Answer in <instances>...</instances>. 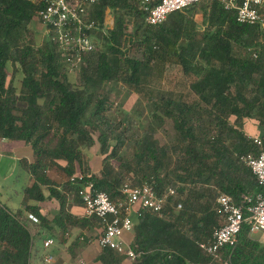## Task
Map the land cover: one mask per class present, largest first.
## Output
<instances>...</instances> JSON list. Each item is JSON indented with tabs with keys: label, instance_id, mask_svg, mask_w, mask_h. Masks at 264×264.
<instances>
[{
	"label": "trees",
	"instance_id": "16d2710c",
	"mask_svg": "<svg viewBox=\"0 0 264 264\" xmlns=\"http://www.w3.org/2000/svg\"><path fill=\"white\" fill-rule=\"evenodd\" d=\"M140 1L98 0L91 7L90 15L97 23L93 34L103 38L104 47L85 54L79 68L80 83L75 85L69 71H64L68 63L50 35L41 46L28 41L44 1L0 0V137L32 144L37 158L26 168L37 183L25 192L44 199L42 186H47L50 196L61 205L55 222L77 223L66 211L64 191L75 192L81 199L82 184L92 182L117 201L127 181L123 170L115 169L108 159H104L99 174L84 168L82 145L89 148L95 144L94 131L100 132L101 153L97 154L110 150L107 130L111 126L104 127L108 109L104 84L121 80L139 85L151 74L156 59L173 54L185 73L199 77L192 85L198 95L193 103L169 97L162 105L163 113L174 118L186 143L177 164L179 172L161 175L167 149L151 136L137 141V177L131 181L151 183L158 193L173 186L178 198H172L173 203L161 213L138 208L133 215L132 247L141 253L139 258L131 261L113 249L102 248L99 260L104 264H123V260L130 261L128 264H153L156 259L158 264H222L199 245L211 239L223 224L217 196L227 193L239 201L243 193H264V186L242 160L247 154H260L254 137L264 140V27L241 23L235 9H227L219 0H208L203 3L211 29L200 41L192 35L187 15L197 5L152 25L146 21ZM107 9L114 14L115 26L106 31ZM134 50L142 57H134ZM204 116L212 128L206 132L201 126L197 131L196 124H204ZM255 118L262 124L258 134L249 135L239 127L240 122ZM53 129L55 143L47 138ZM115 139L109 151L112 157L118 155L121 144L120 135ZM117 162L132 169L120 158ZM55 165L68 174L62 190L47 173ZM177 179L189 185H180ZM179 202L183 204L181 209H177ZM30 208L38 216V224H47L37 207ZM32 244L23 209L12 210L0 202V264H29ZM221 257L227 264H264V244L252 237L245 223L236 244L222 248Z\"/></svg>",
	"mask_w": 264,
	"mask_h": 264
},
{
	"label": "built area",
	"instance_id": "2783aa9c",
	"mask_svg": "<svg viewBox=\"0 0 264 264\" xmlns=\"http://www.w3.org/2000/svg\"><path fill=\"white\" fill-rule=\"evenodd\" d=\"M44 6L37 16L44 24L50 38L56 43L58 53L71 69H79L86 53L98 50L93 32L97 29L96 21L89 10L98 0H43ZM208 0H141L140 7L146 14V21L152 25L164 23L176 11H184L192 5H200ZM227 9L237 11L241 23L264 27V0H219ZM261 147L258 156L247 154L242 160L252 170L258 182L264 186V140L254 137ZM82 178V177H81ZM74 181L75 177H71ZM122 197L113 201L104 190H99L94 183L82 184L79 194L88 217H97L102 225V232L97 241L101 248H110L125 255L131 261L140 257L132 244L127 245L123 235L133 232L135 221L133 214L138 208L161 213L168 203L178 198V191L168 186L158 193L153 184L144 182L134 184L126 181L121 188ZM217 206L223 224L214 230L213 236L199 243L200 247L213 259L221 260V250L225 246L235 245L245 223L250 234L261 232L264 242V193H243L239 201L227 194L217 196ZM183 207L182 202L177 209ZM28 218L40 222L37 215L29 212ZM85 240L84 237H81ZM54 239L44 242L45 247L53 245ZM53 255H46L45 261L51 263ZM83 264V263H82Z\"/></svg>",
	"mask_w": 264,
	"mask_h": 264
},
{
	"label": "rangeland",
	"instance_id": "374dc122",
	"mask_svg": "<svg viewBox=\"0 0 264 264\" xmlns=\"http://www.w3.org/2000/svg\"><path fill=\"white\" fill-rule=\"evenodd\" d=\"M187 13L190 17L189 25L192 28V35L200 41H203L204 33L211 29L207 25V19L205 17V3L197 5L196 9H190ZM105 23L106 31L115 26V17L110 9L106 11ZM34 27L35 30L27 35L28 41L41 46L44 44L45 40H47L49 34L38 16ZM128 30H132V24H130V22ZM94 34L96 38L95 41L98 44V50L101 51L104 47L103 38L100 37V39H98L97 34ZM261 38L264 39V36ZM132 55H134V57H142V53H137L135 50ZM197 61L202 63L200 58H198ZM67 67L68 68L64 67V71L67 73L69 71L68 77L75 85H78V83H80V69H71L68 65ZM198 78L199 77L193 72L189 74L185 73L178 58L173 54H167L165 59H156L153 62L151 74L148 76L147 80H143L139 85L132 86L121 80L104 84V91L108 96L106 102L108 109L105 112L106 122L104 123V127L110 129L107 126H111V130H107L110 150L113 144L116 143L115 138L117 135L121 137V144L117 156L112 157L109 149H107L104 154L100 155V168L104 159H108L110 162L114 163L115 169L123 170L125 173L124 178L127 181L137 177L135 173L138 168L136 153L140 148L139 145H137V141H142L143 139H148L153 136V138L159 142L160 146L167 149V157L165 158V164L161 170V175H165L167 171H171L175 174L178 173L177 164L181 160L180 156H184L185 150L183 149L186 143L182 140L174 118L163 113L162 105H165L164 101L169 97L177 101L184 100L188 103H193L198 95L193 92L192 85ZM204 119V124H202L203 121L200 124H196L197 131L201 126L206 129V132H208V128H212V124L208 121L209 118L204 116ZM261 125L262 124L258 122L257 118L239 123V127L249 135L258 134ZM54 132L55 129L47 136L52 143L57 141ZM99 134V131L93 132L95 144L92 147L88 148L82 145V149L85 151L84 161L87 165L95 161L97 153H101L100 142L98 140ZM117 158H120L125 164H130L132 169L120 167ZM18 162L20 163V161ZM150 165L152 166L153 162H150ZM21 166L19 165L21 171L17 169L16 172L18 173L14 174L12 179H17L19 175L25 174L24 168ZM97 174H99V172H97ZM3 182L5 186L15 184V181L8 182L5 177L0 179V183L2 184ZM175 182L180 185H189V183H183L178 179ZM21 184L24 185L23 178ZM10 194L14 195L12 191ZM0 199L4 200L2 197H0ZM252 235L256 239L263 238L261 232ZM218 261L217 263L227 264L222 258Z\"/></svg>",
	"mask_w": 264,
	"mask_h": 264
},
{
	"label": "crops",
	"instance_id": "0c3cea01",
	"mask_svg": "<svg viewBox=\"0 0 264 264\" xmlns=\"http://www.w3.org/2000/svg\"><path fill=\"white\" fill-rule=\"evenodd\" d=\"M99 157L100 155L97 154L95 161L92 164L90 162L89 165L84 161V168L89 169V172H99ZM36 158L35 149L31 143L0 137V179L5 177L8 182L15 181V184L7 186L4 182L0 183V197L4 199H0V202L12 210L23 209V219L33 239L29 264H104L99 260L102 248L97 241L102 232V225L98 219L86 215L85 206L75 192L64 191V194L67 196L66 211L76 219L77 223H70L67 220L55 222L61 205L56 197L50 196L47 186H42L44 199L29 196L25 192L27 187H33L37 183L33 174L26 168V165L34 163ZM59 162L66 164L64 160H59ZM19 165H22L25 174L12 179L13 175L18 173L17 169L21 171ZM91 165L93 169L89 168ZM47 173L56 182V187L62 190V184L67 181L68 174L56 165L47 170ZM22 178L24 185L21 184ZM11 191L14 195L10 194ZM30 207H37L46 217L47 224H38L30 220L27 217L28 212H33ZM133 218L135 221L136 216ZM80 237L90 240L85 241ZM49 238L54 239V243L50 247H45L44 242ZM134 238L135 231L123 235V240L127 245L132 244ZM256 240L264 244L263 238ZM48 254L53 255L54 259L51 263L45 261ZM156 260L153 264L159 263L158 259ZM129 262L123 260V264Z\"/></svg>",
	"mask_w": 264,
	"mask_h": 264
}]
</instances>
